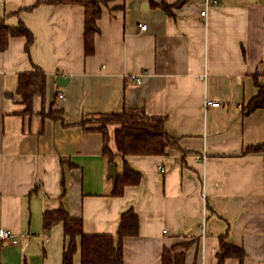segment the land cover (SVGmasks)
Wrapping results in <instances>:
<instances>
[{"label":"crops","instance_id":"1","mask_svg":"<svg viewBox=\"0 0 264 264\" xmlns=\"http://www.w3.org/2000/svg\"><path fill=\"white\" fill-rule=\"evenodd\" d=\"M216 1H112L87 55L83 6L0 0V18L34 35L29 51L18 36L0 52V231L15 234L0 240V264H63V223L43 225L60 206L86 234L116 235L134 209L139 234L124 240L125 264H162L164 249L181 243H190L185 264H219L225 234L245 258L222 264H264V153H245L264 143V107H248L264 86V0ZM34 66L47 90L29 116L17 86ZM207 98L220 106L206 107ZM124 108L165 116L180 140L163 155L124 157L121 124H110L118 174L127 163L142 176L118 195L103 134L80 123Z\"/></svg>","mask_w":264,"mask_h":264},{"label":"trees","instance_id":"2","mask_svg":"<svg viewBox=\"0 0 264 264\" xmlns=\"http://www.w3.org/2000/svg\"><path fill=\"white\" fill-rule=\"evenodd\" d=\"M115 0H37V5L48 4H78L85 10V51L90 55L95 50V35L99 32L98 20L102 16L103 7ZM166 11L170 7L163 5ZM24 36L26 50L34 41L33 33L23 24L10 26L4 18H0V52L8 48L12 37ZM47 90V75L38 66L28 72H22L18 77L17 94L25 106L23 115L34 114V99L37 96L44 98ZM250 111L264 107V86H260L258 94L248 104ZM49 115L54 116L50 113ZM99 125L90 127L92 121H81L85 130H98L103 134V153L115 164L116 154L109 147L110 124L119 123L121 126L115 131L116 146L122 156L128 155H163L166 149L179 144V138L173 136L166 127L165 116L149 115L142 108H124L121 112L101 114ZM245 153H264V143L248 146ZM142 179L141 173L125 164L124 170L118 175L114 193L122 194L126 185L138 184ZM63 223L66 237V248L63 254V264H73L75 253L80 243L81 264H125L124 240L127 237L139 234V217L134 209H129L121 216L116 235L86 234L83 220L71 216L69 211L60 206L57 209L46 210L43 217L45 230ZM218 262L222 264L227 258L235 257L243 260L245 250L227 240V234L220 240ZM190 243H181L172 248H165L162 255V264H185V252ZM1 248V245H0Z\"/></svg>","mask_w":264,"mask_h":264},{"label":"built area","instance_id":"3","mask_svg":"<svg viewBox=\"0 0 264 264\" xmlns=\"http://www.w3.org/2000/svg\"><path fill=\"white\" fill-rule=\"evenodd\" d=\"M206 3H207V5H210L211 3H217V1L216 0H206ZM201 15L206 16L207 11L206 10L202 11ZM147 28H148V26L146 24H140L141 30L145 31V30H147ZM137 81L140 82V79L138 78ZM59 97L63 98L64 94L60 93ZM205 105H206V107H210V106L217 107V106H220V101H215V100L207 98ZM201 158H205V156H203ZM14 236H15V234L11 230H1L0 231V240L2 242L15 241Z\"/></svg>","mask_w":264,"mask_h":264},{"label":"water","instance_id":"4","mask_svg":"<svg viewBox=\"0 0 264 264\" xmlns=\"http://www.w3.org/2000/svg\"><path fill=\"white\" fill-rule=\"evenodd\" d=\"M67 82H68V79L64 78L63 76H60L58 79V84L62 86H65ZM118 175L119 174L117 172V166L114 163H112L109 166L108 178L113 179L114 183H116L118 179Z\"/></svg>","mask_w":264,"mask_h":264},{"label":"rangeland","instance_id":"5","mask_svg":"<svg viewBox=\"0 0 264 264\" xmlns=\"http://www.w3.org/2000/svg\"><path fill=\"white\" fill-rule=\"evenodd\" d=\"M99 117H100V116H99ZM99 119H100V118H96V119H94V118H93V119H92V120H90V121H92V122H95V123H97V124H98V123H99V122H98V121H99Z\"/></svg>","mask_w":264,"mask_h":264}]
</instances>
